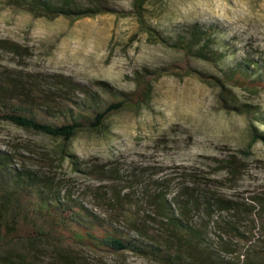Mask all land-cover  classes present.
Instances as JSON below:
<instances>
[{"label":"rangeland","instance_id":"1","mask_svg":"<svg viewBox=\"0 0 264 264\" xmlns=\"http://www.w3.org/2000/svg\"><path fill=\"white\" fill-rule=\"evenodd\" d=\"M78 2L127 12L132 0ZM145 8L148 23L167 39L192 24L214 25L222 51H231L227 60L248 53L264 67V0H148ZM186 64L219 75L207 62L186 63L182 54L150 43L132 16L109 13L70 22L34 17L0 0V72L65 78L96 91L95 83L102 81L132 93L135 72ZM152 85V98L140 111L113 115L102 134L80 132L68 144L76 167L60 153V140L5 121H0V151L13 155L17 169L46 177L127 231L123 218L106 205L119 193L146 212L147 191L177 189L178 183L235 200L264 192V141L252 142L253 130L264 137V91L231 89L237 104L257 109L250 119L222 109L219 90L196 75L163 76ZM87 257L89 264H154L132 256Z\"/></svg>","mask_w":264,"mask_h":264},{"label":"trees","instance_id":"2","mask_svg":"<svg viewBox=\"0 0 264 264\" xmlns=\"http://www.w3.org/2000/svg\"><path fill=\"white\" fill-rule=\"evenodd\" d=\"M148 0H132L130 11L103 4L82 6L78 0H9L34 17H63L70 22L104 14L132 16L150 43L211 64L219 75L198 72L186 64L133 76L134 91L125 93L106 82L99 90L71 81L0 72V121L31 130L64 145L62 156L80 132L102 134L108 119L124 110L140 111L152 98L154 81L163 76L196 75L219 90V106L255 118L257 109L237 104V88L252 95L264 91V67L246 54L227 60L214 25L192 24L175 39H167L146 20ZM221 47V48H220ZM103 93V94H102ZM264 137L252 132V142ZM12 154L0 151V264H89L97 259L141 258L154 264H264V192L248 200L200 193L177 184L147 191L146 212L117 194L110 205L131 230L111 217L64 194L46 177L16 168ZM153 189V188H152ZM107 208V207H105ZM104 210V209H103ZM133 232V233H131Z\"/></svg>","mask_w":264,"mask_h":264}]
</instances>
